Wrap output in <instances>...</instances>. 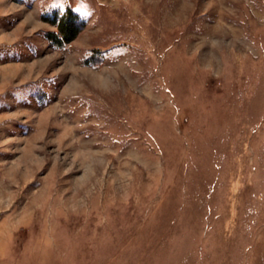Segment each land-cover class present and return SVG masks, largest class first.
I'll return each instance as SVG.
<instances>
[{
	"label": "rangeland",
	"instance_id": "obj_1",
	"mask_svg": "<svg viewBox=\"0 0 264 264\" xmlns=\"http://www.w3.org/2000/svg\"><path fill=\"white\" fill-rule=\"evenodd\" d=\"M0 264H264V0H0Z\"/></svg>",
	"mask_w": 264,
	"mask_h": 264
},
{
	"label": "trees",
	"instance_id": "obj_2",
	"mask_svg": "<svg viewBox=\"0 0 264 264\" xmlns=\"http://www.w3.org/2000/svg\"><path fill=\"white\" fill-rule=\"evenodd\" d=\"M44 17L56 26V29L46 32V37L57 47H63L74 40L86 24L84 17L71 7L63 11L57 9L52 13L44 14Z\"/></svg>",
	"mask_w": 264,
	"mask_h": 264
}]
</instances>
